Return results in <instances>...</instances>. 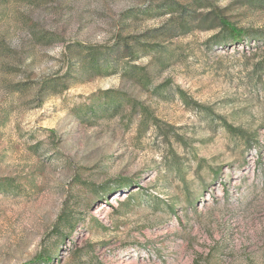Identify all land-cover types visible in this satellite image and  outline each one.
Wrapping results in <instances>:
<instances>
[{
  "label": "rangeland",
  "instance_id": "rangeland-1",
  "mask_svg": "<svg viewBox=\"0 0 264 264\" xmlns=\"http://www.w3.org/2000/svg\"><path fill=\"white\" fill-rule=\"evenodd\" d=\"M0 264H264V0H0Z\"/></svg>",
  "mask_w": 264,
  "mask_h": 264
},
{
  "label": "trees",
  "instance_id": "trees-1",
  "mask_svg": "<svg viewBox=\"0 0 264 264\" xmlns=\"http://www.w3.org/2000/svg\"><path fill=\"white\" fill-rule=\"evenodd\" d=\"M220 23H221V26L226 31V36L223 39L218 41L220 43H226V42H237L238 43L249 37H256L255 35L256 33L249 36L247 31L236 28L234 25L226 22L224 19H222ZM107 62H108V59L104 57L102 63L106 65L105 67L108 66ZM107 107H109L110 109H116L117 105L109 104Z\"/></svg>",
  "mask_w": 264,
  "mask_h": 264
}]
</instances>
